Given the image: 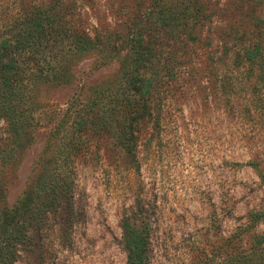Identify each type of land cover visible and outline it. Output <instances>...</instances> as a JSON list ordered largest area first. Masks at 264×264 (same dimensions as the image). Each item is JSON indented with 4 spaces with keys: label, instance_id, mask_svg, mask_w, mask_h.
I'll return each mask as SVG.
<instances>
[{
    "label": "rangeland",
    "instance_id": "rangeland-1",
    "mask_svg": "<svg viewBox=\"0 0 264 264\" xmlns=\"http://www.w3.org/2000/svg\"><path fill=\"white\" fill-rule=\"evenodd\" d=\"M98 1L100 8L86 9L90 23L101 17L121 28L127 17L116 11L119 0ZM134 2L124 0L127 11ZM226 21L205 25L195 41L162 42L176 73L154 88L151 114L133 122V140L123 143L113 137L118 128H106L81 148L70 202L46 216L14 264H126L123 222L147 234L148 264H233L249 249L264 231L262 220L247 226L249 214L264 208V72L233 61L248 33L245 20ZM100 62L90 53L74 63L72 83L38 86L36 98L55 109L53 119L72 96L116 81L118 60ZM44 125L3 174L7 207L30 182L52 127ZM6 127L0 120V142Z\"/></svg>",
    "mask_w": 264,
    "mask_h": 264
},
{
    "label": "trees",
    "instance_id": "trees-1",
    "mask_svg": "<svg viewBox=\"0 0 264 264\" xmlns=\"http://www.w3.org/2000/svg\"><path fill=\"white\" fill-rule=\"evenodd\" d=\"M123 2H116V11L127 18L116 29L101 17L90 23L86 9L100 8L98 0H0V120L6 121L8 134L0 142V264H14L19 249L32 244V232L46 216L62 202H70L73 165L81 148L91 146L93 136L118 128L113 137L123 143L134 139L133 122L151 114L154 88L176 73L170 65L174 54L169 59L158 49L162 42L195 41L196 33L216 18L233 24L243 19L248 39L241 51H234L233 61L264 72V38L259 35L264 29V0H148L144 8L143 0H135L129 11ZM226 26L235 31L234 25ZM254 30L257 34L250 37ZM227 37L226 31L222 39ZM235 40L231 36L230 41ZM90 53L101 59L100 64L118 60L116 81L72 96L53 119L55 109L36 98L38 86L72 83L74 63ZM44 124L52 127L30 182L7 207L3 174L32 144L33 130ZM248 220V227L264 221V208L250 213ZM123 223L126 264H148L147 234ZM230 260L264 264V231L247 251Z\"/></svg>",
    "mask_w": 264,
    "mask_h": 264
}]
</instances>
